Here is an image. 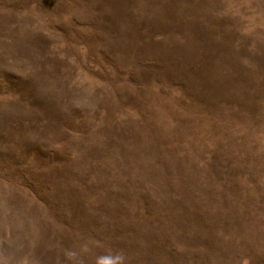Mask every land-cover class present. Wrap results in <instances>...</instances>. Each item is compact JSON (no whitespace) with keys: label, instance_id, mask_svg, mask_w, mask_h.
<instances>
[{"label":"rangeland","instance_id":"rangeland-1","mask_svg":"<svg viewBox=\"0 0 264 264\" xmlns=\"http://www.w3.org/2000/svg\"><path fill=\"white\" fill-rule=\"evenodd\" d=\"M0 264H264V0H0Z\"/></svg>","mask_w":264,"mask_h":264}]
</instances>
